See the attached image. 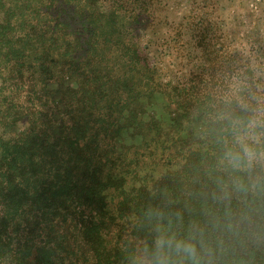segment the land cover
Wrapping results in <instances>:
<instances>
[{
    "label": "trees",
    "instance_id": "16d2710c",
    "mask_svg": "<svg viewBox=\"0 0 264 264\" xmlns=\"http://www.w3.org/2000/svg\"><path fill=\"white\" fill-rule=\"evenodd\" d=\"M152 21L150 0H0V264H137L154 210L207 225L217 264H264V167L218 186L233 124L264 119V50L191 12L170 69Z\"/></svg>",
    "mask_w": 264,
    "mask_h": 264
},
{
    "label": "clouds",
    "instance_id": "9594fccd",
    "mask_svg": "<svg viewBox=\"0 0 264 264\" xmlns=\"http://www.w3.org/2000/svg\"><path fill=\"white\" fill-rule=\"evenodd\" d=\"M264 116V113H261ZM264 119L236 121L231 138L224 141L218 157L220 199L230 200L233 192L244 194L255 188L250 183L257 166L264 167ZM149 239L137 253V264H217L219 246L210 238L208 226L182 217H170L163 210L152 213Z\"/></svg>",
    "mask_w": 264,
    "mask_h": 264
},
{
    "label": "rangeland",
    "instance_id": "374dc122",
    "mask_svg": "<svg viewBox=\"0 0 264 264\" xmlns=\"http://www.w3.org/2000/svg\"><path fill=\"white\" fill-rule=\"evenodd\" d=\"M150 3L154 11L152 22L159 32L152 43L157 44L159 52L150 48L146 51L151 57L159 55L166 66L173 61L174 54L164 51L165 40L172 29L186 25L191 12L206 19L222 50L232 55L237 50L253 58L259 56L255 52L258 47L264 50V0H150Z\"/></svg>",
    "mask_w": 264,
    "mask_h": 264
}]
</instances>
